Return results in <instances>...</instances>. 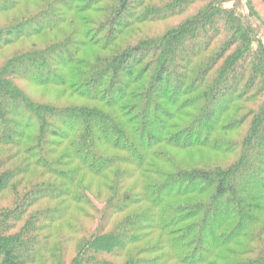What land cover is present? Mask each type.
I'll return each instance as SVG.
<instances>
[{
	"label": "trees",
	"instance_id": "1",
	"mask_svg": "<svg viewBox=\"0 0 264 264\" xmlns=\"http://www.w3.org/2000/svg\"><path fill=\"white\" fill-rule=\"evenodd\" d=\"M0 264H264V0H0Z\"/></svg>",
	"mask_w": 264,
	"mask_h": 264
}]
</instances>
